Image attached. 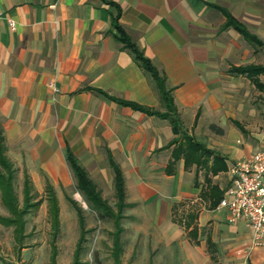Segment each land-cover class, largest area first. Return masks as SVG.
Returning <instances> with one entry per match:
<instances>
[{
    "label": "crops",
    "instance_id": "crops-1",
    "mask_svg": "<svg viewBox=\"0 0 264 264\" xmlns=\"http://www.w3.org/2000/svg\"><path fill=\"white\" fill-rule=\"evenodd\" d=\"M0 9L5 154L13 186L22 176L20 205L26 186L32 208L44 190L53 239L66 200L79 226L73 255L81 230L85 240L88 231L67 194L75 181L68 149L113 208L114 166L122 174L115 264L127 227L155 235L163 253L176 254L168 264H264V245L252 244L246 220L230 222L218 206L231 183L229 165L264 151V0H0ZM117 10L120 27L165 77L178 134L168 119L121 103L165 110L154 80L115 37ZM227 14L262 45L227 25ZM245 66L263 71H232ZM51 250L56 255L54 243Z\"/></svg>",
    "mask_w": 264,
    "mask_h": 264
},
{
    "label": "rangeland",
    "instance_id": "rangeland-1",
    "mask_svg": "<svg viewBox=\"0 0 264 264\" xmlns=\"http://www.w3.org/2000/svg\"><path fill=\"white\" fill-rule=\"evenodd\" d=\"M22 176L14 180L18 200L22 202ZM81 208L85 218V227L88 230L84 249L80 255L81 264H115L117 250L114 246V223L111 219H99L96 213L89 208L88 202L81 192L76 189L73 180L71 189L67 192ZM34 199L41 200L37 208H32L25 216V237L19 250L13 228L0 223V264H52L51 245L56 247L54 264H71L74 258V247L79 235L75 209L68 200L60 211V229L57 235L52 236L44 190L37 192ZM84 202V203H83ZM0 216H9L0 198ZM146 224H141V227ZM122 241V252L119 253L120 264H168L174 262L176 254L163 253L164 249L157 245L155 235L145 238L143 230L135 231L127 227ZM130 239L129 235H133ZM135 246L134 254L130 253ZM115 259V260H114ZM136 261V262H135ZM172 264V263H171Z\"/></svg>",
    "mask_w": 264,
    "mask_h": 264
},
{
    "label": "trees",
    "instance_id": "trees-1",
    "mask_svg": "<svg viewBox=\"0 0 264 264\" xmlns=\"http://www.w3.org/2000/svg\"><path fill=\"white\" fill-rule=\"evenodd\" d=\"M118 12L114 16H112L111 25L113 29H115V37L116 39L123 44L125 48H127L134 56V58L140 63L143 69L149 74V76L154 80L163 102V106L165 108L164 111L158 110H149L141 108L133 103L121 102L123 104L130 105L134 108L143 110L149 114L157 115L161 118L168 119L172 125L173 131L175 134H178L181 130V122L174 106L173 98L171 95V90L167 89L165 85V77L161 74L155 66L150 62L148 58L144 56V54L136 47V45L131 41L129 36L125 33V31L120 27L118 23ZM227 25L233 26L237 31H239L242 36L251 43H256L258 45H262V42L252 33H250L247 28L233 19L230 15L227 14ZM232 71L239 73H246L250 77H253L259 72L263 71L262 67L259 66H245V67H234ZM188 144L193 146L190 143V138H187ZM66 160L71 169V172L75 178L76 189L83 194L85 200L88 202L89 208L92 209L99 219H111L114 223V246L119 251L118 246V236L121 232L122 228L120 226V220L122 217V210L124 208V185L123 178L120 170L114 166V184H115V196L117 198L116 207L113 208L108 205L107 201L102 198L101 192L97 190L95 184L89 178L85 169L79 165L77 159L74 155L67 149L66 150ZM14 179V169L11 161L5 154V146H4V138L2 135V131L0 129V198L3 206L7 209L9 216H0V223L5 226H10L13 228V233L15 234V238L17 243H19L18 248L22 247V240L25 237V215L29 212V210L36 205V203L31 201V194L29 190L26 189L24 191V199L23 203L20 205L18 196L15 192L13 186ZM49 203H50V214H51V222L54 231L57 230L58 227V208L56 205V199L49 193ZM76 209L79 213V220L81 224L83 223V219L81 216V208L74 202ZM85 242V231L82 229L79 240L77 242V246L74 253V258L71 264H81L80 255L84 249ZM52 264L55 261V255L52 254Z\"/></svg>",
    "mask_w": 264,
    "mask_h": 264
},
{
    "label": "built area",
    "instance_id": "built-area-1",
    "mask_svg": "<svg viewBox=\"0 0 264 264\" xmlns=\"http://www.w3.org/2000/svg\"><path fill=\"white\" fill-rule=\"evenodd\" d=\"M2 17L0 9V19ZM6 20L9 28L14 30L15 21L8 16ZM50 85L56 93L55 83ZM228 174L231 183L218 206L227 210L230 222L246 220L251 229L252 244L264 245V151H256L247 158L232 162Z\"/></svg>",
    "mask_w": 264,
    "mask_h": 264
}]
</instances>
